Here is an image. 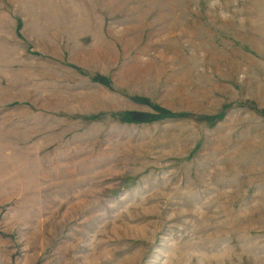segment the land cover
<instances>
[{"label":"rangeland","instance_id":"1","mask_svg":"<svg viewBox=\"0 0 264 264\" xmlns=\"http://www.w3.org/2000/svg\"><path fill=\"white\" fill-rule=\"evenodd\" d=\"M1 8L0 264H264V0Z\"/></svg>","mask_w":264,"mask_h":264},{"label":"crops","instance_id":"2","mask_svg":"<svg viewBox=\"0 0 264 264\" xmlns=\"http://www.w3.org/2000/svg\"><path fill=\"white\" fill-rule=\"evenodd\" d=\"M5 20V21H4ZM10 21V15L6 12L4 8L0 9V30L2 31L4 28L7 29L8 22ZM4 21V22H3ZM6 21H8L6 23Z\"/></svg>","mask_w":264,"mask_h":264},{"label":"trees","instance_id":"3","mask_svg":"<svg viewBox=\"0 0 264 264\" xmlns=\"http://www.w3.org/2000/svg\"><path fill=\"white\" fill-rule=\"evenodd\" d=\"M154 116H157V115H154ZM136 117H138L137 119L140 120V118H139V113H137ZM143 119H144V118H142L141 120H143ZM145 119H146V118H145ZM148 119H150V118L148 117Z\"/></svg>","mask_w":264,"mask_h":264}]
</instances>
